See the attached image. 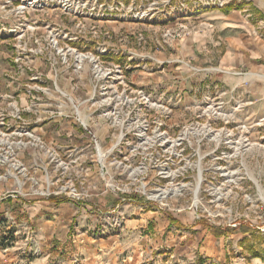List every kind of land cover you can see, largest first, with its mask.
Here are the masks:
<instances>
[{
	"label": "rangeland",
	"instance_id": "374dc122",
	"mask_svg": "<svg viewBox=\"0 0 264 264\" xmlns=\"http://www.w3.org/2000/svg\"><path fill=\"white\" fill-rule=\"evenodd\" d=\"M155 1L136 0L132 6L126 0L123 7L108 0L107 9L97 5L92 14L76 16L55 1L23 13L17 3L0 0V195L13 194L10 199L27 204L70 197L89 203V212L102 219L114 206L102 208L99 200L115 192L123 204L147 203L146 211L190 214L188 228L182 229L189 234L185 246L178 239L165 243L159 238L156 246L153 237L146 240L150 222L146 231L119 233L120 264H264V230L259 228L264 226V96L233 92L210 79L198 89H176L186 79L165 68L167 60L179 57V47L163 40H181L191 28L181 23L166 28L174 15L155 13ZM207 1L191 0L200 11L223 10L233 0ZM154 25L160 26L157 33ZM71 48L93 55L103 70L121 66L125 83L144 90L149 100L136 94L129 101L125 94L127 104L120 105L118 115L100 97L107 83L98 81L94 61L85 58L79 68ZM251 74L258 83L264 80L263 73ZM208 127L221 133L220 143L204 132ZM186 128L195 133L176 146L155 138L158 130L178 138ZM100 152H108L103 161ZM139 167L135 176L130 174ZM173 184L187 186L162 200L151 196ZM124 217L113 222L116 228L132 216ZM30 225L5 232L6 238L0 234V243L11 248L7 253H14L2 254L0 262L58 264L47 257V247ZM92 232L94 238L102 235L99 225ZM74 233L72 246L79 240V232ZM81 257L74 252L67 260L82 264Z\"/></svg>",
	"mask_w": 264,
	"mask_h": 264
},
{
	"label": "crops",
	"instance_id": "0c3cea01",
	"mask_svg": "<svg viewBox=\"0 0 264 264\" xmlns=\"http://www.w3.org/2000/svg\"><path fill=\"white\" fill-rule=\"evenodd\" d=\"M246 1L233 0L225 9L211 11L195 9L191 0L155 1L156 6L152 9L155 13L168 14L170 10V15H174V19L166 28L171 27L173 30L180 23L191 28L189 34L181 40H163L171 48L179 47L176 53L179 57L167 60L168 65L165 68L186 79V85L176 86V89H193L194 86L198 89L201 87L200 83L204 85V81L210 79L211 83L221 81L233 92L264 96V80L258 83L251 74L253 71L264 74V0ZM152 27L156 33L160 29L159 25ZM155 41L160 43L159 38ZM192 64L196 67L191 66ZM113 193H104L99 200L102 208L114 206V209L108 212L109 215L102 219H97L89 212V203L70 197H63L64 200L59 203L40 199L27 204L23 199H10L16 195L1 194L0 234L15 232L16 229L22 231L23 227L27 228L28 224H31L30 226L36 229L37 237L43 241V246L47 247V257L55 258L58 264H70L71 260L67 259L74 252L82 255V264H120L122 254L120 246L117 245L120 242L119 233L124 231L135 234L139 229L146 231L147 222H150L149 227L153 229L147 232L144 238L150 240V236L153 237L155 241L151 243L155 246L159 238H163L165 243L168 240L173 243L174 239H178L177 243L187 245L184 241L189 234L182 229L188 228L187 221L191 217L189 213L172 215L178 221L172 223L169 219L171 214L165 215L158 209L146 211L143 207L147 206V203L123 204L125 199ZM128 214L132 217L126 220L124 228H116V224H113L116 218ZM133 214L139 218H133ZM98 225L102 235L94 238L92 230ZM75 231L79 232V240L72 246L71 239L74 238ZM208 237L210 235L207 234L206 238ZM10 249H0V256L3 254L6 258L14 254L7 253ZM7 260L0 264H5Z\"/></svg>",
	"mask_w": 264,
	"mask_h": 264
},
{
	"label": "built area",
	"instance_id": "2783aa9c",
	"mask_svg": "<svg viewBox=\"0 0 264 264\" xmlns=\"http://www.w3.org/2000/svg\"><path fill=\"white\" fill-rule=\"evenodd\" d=\"M11 3H17L18 4V10L20 12L25 13L29 9H37L40 7H44L45 5H50L51 1H55L57 4H60L61 7L67 9L71 14L73 15H81V14H92L94 6L101 5L102 9H107L105 5H107L108 0H8V2ZM118 4L121 6L125 7V2L126 0H116ZM216 0H208L207 3L214 2ZM132 6L136 3V0H131ZM154 3V2H152ZM204 4V2H203ZM104 5V6H103ZM148 12V10L144 11L143 15ZM94 63H95V70L97 73L98 81H100L103 84L107 83L105 86H102L99 90L100 92V97L103 99L104 104L108 106V108H111L113 110L116 109L115 111L119 115V107L120 105H125L127 104V101L125 99L123 100V95H125L126 99L131 100V98H136V97H131L133 95H138L140 96L141 99L145 98L146 100H149L148 95L146 92L142 89H137V90H132L124 81V73L121 68V66L114 64L113 68H106L107 70H103L100 67V63L98 59L94 57ZM102 64V63H101ZM97 69H102L103 73L98 74ZM109 83H112L114 85H110ZM121 90V91H120ZM127 92V93H125ZM120 101V102H119ZM157 105V104H156ZM159 106V105H157ZM112 113H106V115H111ZM116 118V123H120L121 126H123L122 122L118 119V116H115ZM146 130H149V125H145ZM162 132V131H161ZM166 134V133H165ZM121 133V137H122ZM167 135V134H166ZM95 137V135H94ZM171 138V136H170ZM185 139V138H184ZM96 142V147L97 151H99V147H101L100 143H98V139L95 138L93 139ZM183 140V139H182ZM181 140V142H182ZM180 142V143H181ZM179 143V144H180ZM177 144V145H179ZM172 146V145H171ZM63 163V162H62ZM115 191H118L117 189H114ZM168 205V203H167ZM200 218V216L198 217ZM233 226H237V223L230 224ZM241 225V224H240ZM260 229L264 230L263 227H259ZM7 234V233H5Z\"/></svg>",
	"mask_w": 264,
	"mask_h": 264
},
{
	"label": "bare ground",
	"instance_id": "6f19581e",
	"mask_svg": "<svg viewBox=\"0 0 264 264\" xmlns=\"http://www.w3.org/2000/svg\"><path fill=\"white\" fill-rule=\"evenodd\" d=\"M67 53V52H66ZM70 53L72 54H74L75 55V57H76V59H77V62H78V64H79V68L81 67V64H83V62H84V60H85V58H89L90 60H94V56L93 55H89V54H85V53H82L81 51L79 52V51H77V50H74V49H70ZM97 72H98V74H102L103 73V71H102V69H97ZM73 101V100H72ZM159 106H161V107H163L164 105H159ZM219 110V109H218ZM145 129H146V127H143L142 129H141V131L143 132V133H145ZM193 128H186L183 132H182V134L180 135V137H178V138H170V137H168L164 132H161V131H159L158 130V132L156 133V135H155V138L156 139H158V140H163V141H167V142H170V144L172 145V146H176L177 144H179L180 142H181V140L182 139H184V138H188L189 137V134L191 133V132H194L193 130H192ZM204 132L210 137V138H212V139H214V140H217L218 141V143H220L221 142V133L220 132H216V133H214L213 132V130L210 128V127H208V128H205V130H204ZM195 133V132H194ZM26 134H28V135H32V133L31 132H29V131H27L26 132ZM245 146H247V145H245ZM237 150H239L240 148H241V145L240 144H237ZM99 149H101V148H99ZM102 155H101V159H102V161L104 160V158L108 155V152H105V153H102V152H100ZM1 160L2 161H8L9 160V157H7V156H2L1 157ZM62 163V162H61ZM12 166H13V168H19V166H18V164H16V163H12ZM142 169L139 167V168H136V169H130V174L131 175H136L138 172H140ZM10 175H13V176H15L16 177V179H17V181H18V183H19V185H21L22 186V180H20L19 179V177H17L16 175H15V173L14 172H12V173H9ZM201 170H200V173H199V179H198V182H197V186L194 188V193H195V202H198V200H199V193H200V186H201ZM255 178V177H254ZM187 186V184H184V185H176V184H173L171 187H161V188H159V189H157L156 191H154L153 193H152V195L151 196H153V197H155V198H158V199H160V200H162V199H165V198H167V196H172V195H177V194H180L182 191H183V189L185 188ZM197 204V203H196Z\"/></svg>",
	"mask_w": 264,
	"mask_h": 264
},
{
	"label": "trees",
	"instance_id": "16d2710c",
	"mask_svg": "<svg viewBox=\"0 0 264 264\" xmlns=\"http://www.w3.org/2000/svg\"><path fill=\"white\" fill-rule=\"evenodd\" d=\"M50 200H53V201H55V202H57V203H59V202H61V201H63L64 199L63 198H56V197H51V198H49ZM170 219H171V221H172V223H178V221L176 220V218H174L173 216H172V214H171V216H170ZM249 228H246V230L244 229V232H248L249 230H248ZM215 233H217L218 235H220V231L219 230H215ZM6 236V234L3 236H1V237H5ZM0 237V240H2V238ZM6 238V237H5ZM4 238V239H5ZM3 239V240H4ZM7 239H9V237H7ZM2 243V244H1ZM1 243H0V245H3L4 247H6V242L5 241H1Z\"/></svg>",
	"mask_w": 264,
	"mask_h": 264
}]
</instances>
